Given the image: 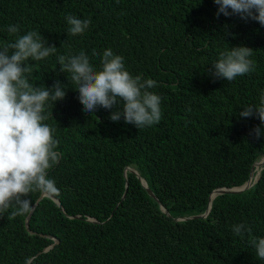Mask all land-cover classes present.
<instances>
[{
    "label": "trees",
    "instance_id": "16d2710c",
    "mask_svg": "<svg viewBox=\"0 0 264 264\" xmlns=\"http://www.w3.org/2000/svg\"><path fill=\"white\" fill-rule=\"evenodd\" d=\"M217 9L213 0H0V48L41 34L56 52L27 62L29 83L66 87L43 122L61 153L48 170L61 204L34 192L33 206L42 198L29 224V214L0 217V264H264L249 243L264 238V165L251 187L212 198L244 185L264 157V125L238 115L264 94V26ZM68 15L91 24L69 35ZM236 46L253 49L254 71L214 78L212 64ZM109 48L133 76L156 81L158 124L139 130L112 121L115 108L82 111L57 58L83 51L99 70ZM239 223L251 228L244 238L232 231Z\"/></svg>",
    "mask_w": 264,
    "mask_h": 264
},
{
    "label": "clouds",
    "instance_id": "9594fccd",
    "mask_svg": "<svg viewBox=\"0 0 264 264\" xmlns=\"http://www.w3.org/2000/svg\"><path fill=\"white\" fill-rule=\"evenodd\" d=\"M213 2L218 5L217 17L221 13L226 17L237 15L264 26V0ZM66 20L68 34L72 36L83 34L91 24L90 19L82 20L73 15H68ZM7 31L18 33L19 26L9 25ZM55 52L56 46L48 45L35 31L18 36L14 42L0 48V217L30 214L33 211L30 197L34 192L49 199L59 194L55 181L48 177V170L59 162L61 153L55 151L58 147V140L53 137L55 130L43 122L48 119L44 114L47 104L54 105L55 101L63 100L66 87L59 81L51 87H34L26 75L32 70L28 61H40ZM252 54L253 49L247 46L231 47V50L221 52L219 60L212 64L211 75L231 82L254 71ZM57 59L60 71L71 74V81L76 85L74 89L83 105L82 111L91 114L98 107L115 108L110 114L112 121L123 118L139 130L161 121L162 98L149 91L156 86V81L133 76L126 70L124 58L110 48L104 50L99 70L83 51L67 57L59 55ZM238 115L256 117L264 125V94L258 105H249ZM250 134L259 139L261 127L256 126ZM232 231L244 238L246 233H251V228L239 223L233 225ZM249 243L256 256L264 260V238L253 237Z\"/></svg>",
    "mask_w": 264,
    "mask_h": 264
},
{
    "label": "water",
    "instance_id": "95a60500",
    "mask_svg": "<svg viewBox=\"0 0 264 264\" xmlns=\"http://www.w3.org/2000/svg\"><path fill=\"white\" fill-rule=\"evenodd\" d=\"M256 164H259L260 166L261 165H264V157L260 160V161H257L256 163H255V167L253 168V170H252V174H251V177H250V179L244 184V185H242V186H237V187H233V188H220V189H217V190H215L214 192H213V194H212V198H214L217 194H219V193H224V192H240V191H243V190H245V189H247V188H249V187H251L255 182H257L258 180H259V178H260V173H261V168H260V170L256 173ZM127 169H130L131 171H134V172H136L138 175H139V173H138V171L136 170V169H134V168H131V167H128ZM140 178H141V180H142V182H143V184H144V186L148 189V192L150 193V194H153L154 195V193L151 191V189H149V187H148V183H147V180L146 179H144L143 177H141L140 176ZM41 198L42 197H40L38 200H37V202L34 204V206H33V211L28 215V218H27V224H29V220H30V218H31V216H32V214H33V212H34V209H35V207L37 206V204L39 203V201L41 200ZM59 204H61L60 203V201L56 198V197H53ZM162 208L166 211V212H168L166 209H165V207L164 206H162ZM210 209H211V204H210V206H209V209L207 210V212L206 213H204V214H202V215H197V216H206L208 213H209V211H210ZM193 217H196V216H191V217H189V218H193ZM186 217H184V218H181V219H185ZM178 220H179V218H178ZM56 241H58V240H56ZM53 246V245H52ZM51 246V247H52Z\"/></svg>",
    "mask_w": 264,
    "mask_h": 264
},
{
    "label": "bare ground",
    "instance_id": "6f19581e",
    "mask_svg": "<svg viewBox=\"0 0 264 264\" xmlns=\"http://www.w3.org/2000/svg\"><path fill=\"white\" fill-rule=\"evenodd\" d=\"M260 167H261V166H260L259 164L256 165V169H257V171L260 170Z\"/></svg>",
    "mask_w": 264,
    "mask_h": 264
}]
</instances>
